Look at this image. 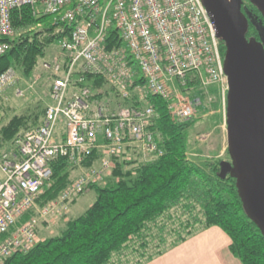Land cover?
Here are the masks:
<instances>
[{"label": "built area", "instance_id": "1", "mask_svg": "<svg viewBox=\"0 0 264 264\" xmlns=\"http://www.w3.org/2000/svg\"><path fill=\"white\" fill-rule=\"evenodd\" d=\"M22 7L67 23L72 31L60 42L59 53L40 65L39 74L49 84L41 124L0 150V264L35 247L41 227L52 230L67 222L72 202L88 186L105 185L117 160L162 155L148 129L156 113L145 101L147 94L163 99L172 119L181 122L198 115V100L182 92L188 81L204 93L216 87L225 111L228 91L221 40L202 0H0V56L10 48L6 39L14 36L11 15ZM110 28L118 32L120 48L106 47ZM129 60L143 85H135ZM85 74L105 79L123 100L134 93L143 107L94 101ZM16 79L13 68L0 74V94ZM94 151L100 153L97 162L83 167ZM58 157L79 175L56 199L38 206L52 176L50 162Z\"/></svg>", "mask_w": 264, "mask_h": 264}, {"label": "trees", "instance_id": "2", "mask_svg": "<svg viewBox=\"0 0 264 264\" xmlns=\"http://www.w3.org/2000/svg\"><path fill=\"white\" fill-rule=\"evenodd\" d=\"M11 25L14 36L6 39L10 48L0 56V74L13 68L27 78L33 74L46 49L59 46L72 31V26L67 23H54L47 16H34L27 7L12 13ZM121 46L118 32L110 28L106 47ZM220 49L224 57L222 41ZM129 64L135 85H143L138 67L130 60ZM84 78V85L91 89L94 101H105L111 107L117 104L143 107L134 93L126 100L121 99L119 91L102 77L85 74ZM194 84V81H188L182 92L198 100L197 109L216 110L218 102H211L206 108L205 93L198 91ZM145 101L156 113L148 129L162 155L143 158L135 154L130 160H117L111 180L105 185L85 189V192L94 190L96 198L82 215L69 220L59 235L39 241L27 252L9 256L2 264H144L210 227L219 228L229 237L230 252L241 264H264V238L247 218L235 180L229 176L223 180L218 177L221 161L205 160L198 165L188 157L189 132L197 119L176 122L163 99L147 94ZM44 111L45 106L38 104L33 111L0 122V150L9 149L21 134L37 128ZM99 156L100 153L94 151L83 167L94 165ZM50 168L52 176L37 201L38 206L56 199L77 176L76 167L63 157L52 160ZM194 206L199 208L198 216L185 220L180 229L183 233L163 246L168 235L176 232L175 225L168 226L166 236L165 226L160 225L158 236L153 235V228L158 229V223L165 220L164 215L167 214L170 223L171 215L180 211L179 216L183 218ZM31 215L32 212L23 215L18 223ZM151 246L156 249L148 252ZM135 255L136 259L128 262ZM115 256L117 260H114Z\"/></svg>", "mask_w": 264, "mask_h": 264}, {"label": "water", "instance_id": "3", "mask_svg": "<svg viewBox=\"0 0 264 264\" xmlns=\"http://www.w3.org/2000/svg\"><path fill=\"white\" fill-rule=\"evenodd\" d=\"M225 47L226 142L230 161L219 163L220 179L235 180L247 218L264 238V67L247 43L242 0H202Z\"/></svg>", "mask_w": 264, "mask_h": 264}, {"label": "rangeland", "instance_id": "4", "mask_svg": "<svg viewBox=\"0 0 264 264\" xmlns=\"http://www.w3.org/2000/svg\"><path fill=\"white\" fill-rule=\"evenodd\" d=\"M58 53L59 50L58 46L56 45L47 48L44 57L38 60V65L29 78L23 76L20 72L14 69L17 75L16 83L14 84V86L5 89L0 94V122H6L15 115L33 111L38 104L46 106L48 102L47 94L49 84L46 75L42 73L39 74L40 65L45 61H49L53 55H56ZM35 76H39V79H36ZM205 92L204 106L206 108H209L211 102L217 101L218 107L216 110L209 111L205 109H198V115L195 118L197 119V121H195L191 131L189 132L190 138L188 157L192 162L198 165H202L205 160L229 161L226 142V111L223 105L222 95H220L221 93L216 87L210 88ZM62 126L63 121L61 120L59 127L62 128ZM78 175L79 172L77 171L76 178L78 177ZM111 179L112 178H109V180ZM95 198L96 193L92 189L84 193L83 196L77 200L75 205L73 207H70L67 222L82 215L90 207V205L93 204ZM74 201L72 202V204L74 203ZM194 207L190 210L189 213L185 214L183 218L179 216V213H181L180 211H178L179 213L176 212V215L172 213V221L170 223H168L169 218H167V214L164 215L165 220L162 219L158 223V229H155L156 227L153 228V235L158 236L161 234L159 228L160 225L165 226L164 235L166 236L168 226H171L173 224L175 225L174 228L176 227V232L170 233L168 235L163 246H166L167 243L183 233V230L180 229L181 224L185 222V220H190L191 218L198 216L199 208L195 207L194 209ZM67 222L56 226L65 225ZM63 229L64 227L62 226L58 228L53 227L52 230H44V228L41 227L39 229L41 230L39 234V240L42 241L45 238L59 235ZM148 249V252H152L155 251L156 248L154 249V247L151 246ZM135 259L136 255L131 256L128 262H132ZM114 260H117V256L114 257Z\"/></svg>", "mask_w": 264, "mask_h": 264}, {"label": "crops", "instance_id": "5", "mask_svg": "<svg viewBox=\"0 0 264 264\" xmlns=\"http://www.w3.org/2000/svg\"><path fill=\"white\" fill-rule=\"evenodd\" d=\"M82 196L83 194L70 207H73ZM56 225L60 224L54 225L57 228L64 226ZM40 232L41 230H39V234ZM229 246V237L219 228L210 227L197 232L184 242L144 264H241L233 257Z\"/></svg>", "mask_w": 264, "mask_h": 264}, {"label": "flooded vegetation", "instance_id": "6", "mask_svg": "<svg viewBox=\"0 0 264 264\" xmlns=\"http://www.w3.org/2000/svg\"><path fill=\"white\" fill-rule=\"evenodd\" d=\"M241 12L247 23L246 41L259 52L264 67V0H242Z\"/></svg>", "mask_w": 264, "mask_h": 264}]
</instances>
